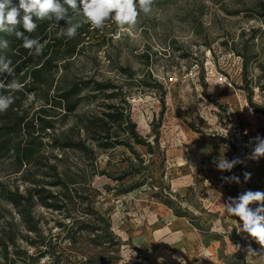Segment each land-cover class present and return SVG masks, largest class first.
<instances>
[{
	"label": "rangeland",
	"instance_id": "1",
	"mask_svg": "<svg viewBox=\"0 0 264 264\" xmlns=\"http://www.w3.org/2000/svg\"><path fill=\"white\" fill-rule=\"evenodd\" d=\"M71 18L81 25L77 30L80 51L63 61L67 69L60 67L58 73L120 86L138 134L151 145H136L134 153L122 146L97 150L98 170L122 175L132 162L140 172L120 181L95 174L91 179L94 195L72 185L89 195L93 209L110 221V232L119 241L113 246L115 252L108 248L115 257L112 262L189 264L191 257L190 262L208 263L205 250L194 247L189 252L179 233V238L170 234L171 219L165 211H180L186 213V220L197 221L200 229L192 227L202 239L210 235L211 226L224 235L221 244L240 246L235 252L218 248L214 258L219 262L262 264L245 250L250 244L259 252L261 246L237 232L242 222L232 215L227 220L221 202L227 205L230 197L238 201L247 191L264 192V156L249 158L258 144L255 138L264 140V0H154L152 11L141 12L128 31L120 30L113 20L93 29L79 12ZM67 26L66 22L60 30ZM121 67H128L129 74L122 73ZM92 93L88 86L81 91L80 111L96 105ZM39 104L28 94L24 106L31 113ZM72 119L57 121L56 132L66 129ZM42 142L47 158L21 170L29 168L34 172L31 179L62 195L61 187L44 184L50 181L44 173L53 160L49 138ZM207 142L216 145L219 157L203 156L201 147ZM53 153L61 151L53 149ZM4 155L0 151V242L6 246L4 250L0 245L1 262L7 256L11 264H78L80 257L100 250L89 242L91 234L70 227L66 215L77 216L82 207L76 198L61 211L33 200L23 208L22 217L3 197L4 191L17 189L24 194L34 186L21 180L12 157ZM67 157L70 167L89 171L84 157L73 152ZM220 158L229 162L239 158L243 163L222 171ZM245 172L251 173L248 181ZM232 176L240 182L225 181L224 177ZM258 206L250 205L253 210ZM206 217L210 221H204ZM174 238L176 242L169 244Z\"/></svg>",
	"mask_w": 264,
	"mask_h": 264
},
{
	"label": "trees",
	"instance_id": "2",
	"mask_svg": "<svg viewBox=\"0 0 264 264\" xmlns=\"http://www.w3.org/2000/svg\"><path fill=\"white\" fill-rule=\"evenodd\" d=\"M12 3L18 6L19 0H12ZM77 4L79 8V0ZM78 12L69 9L68 15L72 17ZM22 16L21 10V19ZM36 23L37 28L32 33H28L22 23L17 25V30L28 38L38 39L42 43L43 50L40 55L25 49L23 40L14 34L0 33V39L8 41V47L0 51V55L11 61L13 69L11 75L0 74V81L7 84L15 79L24 85L22 90L14 93L4 90L5 95H13L14 102L7 111L0 113V151L12 157L18 167L15 172H21V180L28 181L34 186L26 189L24 194L19 193L17 189L13 192L4 191L3 197L17 208L22 217L23 208L33 200L46 208L61 211L67 203L76 198L82 207L79 215H66L69 217L70 227H74L75 231L91 234L89 242L100 247L95 254L80 257L78 264H118L117 261L112 262L115 257L109 253V250L115 252L113 246L119 245V241L114 240L115 236L110 232V221L93 209L89 195L79 193L72 185H78L80 186L78 189L90 191V194L94 195L96 189L91 186V179L95 174H105L115 181H120L132 172H140L132 162L127 165L122 175L98 170L94 164L97 150L107 151L122 146L134 153L136 145L149 148L151 145L138 134L130 116V105L126 96L121 95L120 86L111 81L76 80L65 71L58 73L60 67L64 69L67 67L65 61L79 53L80 34L71 39L65 36L60 28L66 20L55 21L53 18L37 20ZM120 71L129 74L128 67H121ZM86 86L93 92L90 97L97 98V103L91 109L80 111L84 99L81 91ZM28 94L32 95L34 101L40 103L31 113L28 106H24ZM69 116L73 117L72 123L66 129L56 132L55 123L57 121L64 123ZM44 137L49 138L50 157L53 160L47 164V171L44 173L50 177V181L44 184L61 187L62 195L53 194L52 191L41 187V182L31 179L30 176L34 172H30L29 168L21 170L23 165L30 163L39 165L41 160L47 158L41 148ZM153 140L157 143V137ZM53 149L61 153H53ZM68 152L84 157L89 162V171L70 167L67 164ZM164 203L171 207L169 200H165ZM173 214L177 217L186 216L185 212L180 211H174ZM188 220L190 224L200 229L194 218L188 217ZM0 245L6 250L3 243L0 242ZM0 264L11 263L7 256H4ZM120 264L136 263L128 261Z\"/></svg>",
	"mask_w": 264,
	"mask_h": 264
},
{
	"label": "clouds",
	"instance_id": "3",
	"mask_svg": "<svg viewBox=\"0 0 264 264\" xmlns=\"http://www.w3.org/2000/svg\"><path fill=\"white\" fill-rule=\"evenodd\" d=\"M154 0H79V8L77 0H19L18 6L13 5L12 0H0V33L14 34L18 39L23 40V47L30 50L35 55H40L43 45L38 39H30L23 32L17 30V25L22 23L23 28L32 33L37 28V20H66L68 26L65 28L64 35L69 39L74 38L77 34L79 23H74L69 17L68 10L73 12L79 11L86 18L93 29H102L105 22L113 20L118 28L122 31H128L135 27L140 13L145 15L152 11ZM65 5L67 7H65ZM23 11L22 19L20 12ZM35 18V21H34ZM8 47V41L0 39V51ZM11 61L5 56L0 55V74L8 73L11 75ZM24 85L13 79L5 84L0 81V113L7 111L13 104L14 97L11 94L5 95L6 89L9 93L22 90ZM258 141L251 159H259L264 156V140L260 137L255 138ZM243 163L239 158L233 159L231 162L225 158H220L218 168L220 170H231L234 165ZM251 173L245 172V181H248ZM227 182L239 183V177H224ZM258 204L259 206L253 210L250 205ZM234 205V206H233ZM226 211L238 217L242 222L236 228L238 233H246L247 237L252 238L261 246L259 252L252 249L249 244L245 249L248 256H257L264 264V192L247 191L240 195L238 201L229 198V203L225 205ZM240 250V246H235Z\"/></svg>",
	"mask_w": 264,
	"mask_h": 264
},
{
	"label": "crops",
	"instance_id": "4",
	"mask_svg": "<svg viewBox=\"0 0 264 264\" xmlns=\"http://www.w3.org/2000/svg\"><path fill=\"white\" fill-rule=\"evenodd\" d=\"M203 156L206 157H213V156H220V150L216 148V145L214 143H205L201 147ZM206 171H209L208 167L206 168ZM214 174V173H213ZM218 191L221 192V187H218ZM222 208H225V206L221 202ZM224 211V210H223ZM226 214V219L231 220L232 216L229 213L224 212ZM165 217L170 220V226H169V232L172 234V236L175 235V237L182 240L183 245L186 247V249L190 252V250H194V247H201L203 250H205L206 254L210 256V261L206 264H225L223 262H219L216 258H214L215 252L218 248H223L225 252H235V247L233 244H225L224 242L221 244V240L223 239L224 235L220 234L213 229H211V226H209L208 231H210L209 236H205L203 239L192 227V224L186 218L184 217H177L174 214H172L170 211H165ZM204 221H210L209 218H205ZM214 221V220H213ZM214 223V222H213ZM214 225V224H213ZM194 229V230H193ZM206 229V228H205ZM216 232V233H215ZM179 233V237L176 236V234ZM177 238L169 239L168 243L176 242ZM191 257H188L187 261L189 264H203V263H195L190 262Z\"/></svg>",
	"mask_w": 264,
	"mask_h": 264
}]
</instances>
